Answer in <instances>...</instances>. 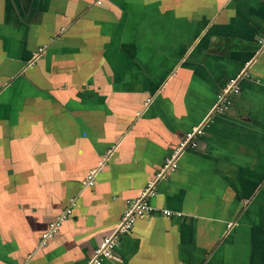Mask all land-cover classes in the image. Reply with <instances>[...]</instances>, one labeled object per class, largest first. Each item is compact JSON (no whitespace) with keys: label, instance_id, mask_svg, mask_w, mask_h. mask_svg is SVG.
Segmentation results:
<instances>
[{"label":"crops","instance_id":"1","mask_svg":"<svg viewBox=\"0 0 264 264\" xmlns=\"http://www.w3.org/2000/svg\"><path fill=\"white\" fill-rule=\"evenodd\" d=\"M262 35L264 0H0V264H88L150 181L103 264H264Z\"/></svg>","mask_w":264,"mask_h":264},{"label":"built area","instance_id":"2","mask_svg":"<svg viewBox=\"0 0 264 264\" xmlns=\"http://www.w3.org/2000/svg\"><path fill=\"white\" fill-rule=\"evenodd\" d=\"M257 46V53H264V35L258 37ZM42 50L43 48H39V51ZM238 92L239 86L237 84V78L229 79L226 86L222 88V90L218 93L214 109L219 113L225 112V110L233 103V99ZM201 127L198 126L192 131L187 132L184 138L178 142L170 155L166 158L162 169L157 173V177L163 176L168 170H172L176 167L175 160L184 148H186L187 146L196 145L193 137L197 133L202 132ZM94 174L95 170H92L88 174L86 185H90L93 183ZM154 188V182H148L141 194L129 203L121 216V220L115 232L112 235L106 236L101 240L98 247L94 250V254L88 264H103L105 260L113 258L116 246L118 244L116 238L117 234L127 233L131 229L136 218L150 216L154 211H156V208L149 202V198L155 193ZM71 205H74V202ZM70 212L71 206L67 207L64 210V213L59 216L56 221L51 222L47 231L43 233V239L50 236L54 231H56L62 218H64ZM159 212L166 216L175 214V212L168 209H160Z\"/></svg>","mask_w":264,"mask_h":264},{"label":"rangeland","instance_id":"3","mask_svg":"<svg viewBox=\"0 0 264 264\" xmlns=\"http://www.w3.org/2000/svg\"><path fill=\"white\" fill-rule=\"evenodd\" d=\"M72 203H73V202H71V204H72ZM71 204H70V206H73V205H71ZM63 213H64V211H62L59 215H57L56 218H55L52 222L56 221L57 218H58L59 216H61ZM69 215H70V213L67 214L64 218H62V220L60 221V224H59L57 230L54 231L51 235H53L54 233H56V232L59 230V227L61 226V224L63 223V221H64Z\"/></svg>","mask_w":264,"mask_h":264}]
</instances>
